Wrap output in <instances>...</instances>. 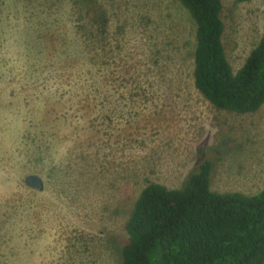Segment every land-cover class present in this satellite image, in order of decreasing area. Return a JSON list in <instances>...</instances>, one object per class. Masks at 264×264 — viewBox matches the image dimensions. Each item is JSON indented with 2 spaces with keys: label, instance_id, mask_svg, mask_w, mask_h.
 <instances>
[{
  "label": "rangeland",
  "instance_id": "rangeland-1",
  "mask_svg": "<svg viewBox=\"0 0 264 264\" xmlns=\"http://www.w3.org/2000/svg\"><path fill=\"white\" fill-rule=\"evenodd\" d=\"M221 17L236 72L264 0ZM195 45L179 0H0V264H120L143 187L179 189L204 160L214 192L264 187V105L206 101Z\"/></svg>",
  "mask_w": 264,
  "mask_h": 264
},
{
  "label": "trees",
  "instance_id": "trees-1",
  "mask_svg": "<svg viewBox=\"0 0 264 264\" xmlns=\"http://www.w3.org/2000/svg\"><path fill=\"white\" fill-rule=\"evenodd\" d=\"M179 1L195 24V88L217 109L257 111L264 105V33L233 72L222 40L223 0ZM211 174L204 160L179 189L145 185L125 223L120 264H264V187L218 193Z\"/></svg>",
  "mask_w": 264,
  "mask_h": 264
},
{
  "label": "water",
  "instance_id": "water-1",
  "mask_svg": "<svg viewBox=\"0 0 264 264\" xmlns=\"http://www.w3.org/2000/svg\"><path fill=\"white\" fill-rule=\"evenodd\" d=\"M25 183L35 190H41L43 188L42 179L38 175H29L25 178Z\"/></svg>",
  "mask_w": 264,
  "mask_h": 264
}]
</instances>
